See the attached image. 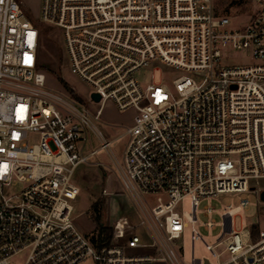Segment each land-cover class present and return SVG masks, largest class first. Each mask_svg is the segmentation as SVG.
Segmentation results:
<instances>
[{"label":"built area","instance_id":"built-area-1","mask_svg":"<svg viewBox=\"0 0 264 264\" xmlns=\"http://www.w3.org/2000/svg\"><path fill=\"white\" fill-rule=\"evenodd\" d=\"M23 4L0 0V264H181L185 217L194 223L204 199L257 191L264 178V0H43L42 23L62 31L87 95L47 85L41 31ZM162 65L178 73L141 78ZM109 101L135 111L111 140L99 126ZM120 138L122 160L112 156L134 216L115 217L104 240L76 224L74 174L108 167L93 159ZM258 192L257 223L234 228L248 199L224 212L211 264H264ZM186 197L191 212L178 208ZM204 259L193 252V264Z\"/></svg>","mask_w":264,"mask_h":264},{"label":"rangeland","instance_id":"rangeland-1","mask_svg":"<svg viewBox=\"0 0 264 264\" xmlns=\"http://www.w3.org/2000/svg\"><path fill=\"white\" fill-rule=\"evenodd\" d=\"M219 3H226V0H218ZM43 0H24V7L28 15L40 24L41 32L39 48V68L47 74V85L56 90H63L66 82L82 94L87 95L89 86L75 75L66 64L64 54V38L60 29L49 24L42 23L41 6ZM232 25H242L243 18H233ZM157 70H145L140 76L143 79H149L152 73L160 77L162 73L172 76L177 74V70L171 66L162 65ZM135 111L120 110L109 101L106 103L99 126L108 139H114L123 132V127L133 122ZM126 138H120L111 144L110 150H101L94 161H101L108 167H102L96 164L82 163L74 174V181L80 187L81 193L74 201L76 208V224L78 228L90 233L95 231L96 222L90 212L92 202L101 200L103 202V223L109 226L112 220L121 215L129 214L134 216V199L127 193L121 183L119 171L115 164L113 154L119 161L123 157V146ZM100 146V142L94 140V147ZM255 189H264V178L254 179L252 181ZM107 190V193H105ZM250 191L244 193H223L216 198H206L199 205L198 219L191 222L185 217L186 227L182 237L176 242L175 248L178 251L181 264H193L194 257L198 259L209 258L213 263H217V258L208 249L207 244H216L222 234L223 214L230 207L240 204L242 199H248L249 204L233 217L234 228L241 230L244 227L251 226L259 220L260 209L263 206L260 193ZM215 206V210L206 215L205 206ZM180 211H192L189 197L183 199L178 206ZM214 220L215 228H206V223ZM200 234L201 238L193 241V229ZM157 264H175L170 259H160Z\"/></svg>","mask_w":264,"mask_h":264},{"label":"trees","instance_id":"trees-1","mask_svg":"<svg viewBox=\"0 0 264 264\" xmlns=\"http://www.w3.org/2000/svg\"><path fill=\"white\" fill-rule=\"evenodd\" d=\"M38 26L40 31L43 32L40 24H38ZM63 83L69 91L73 92V89L66 82L63 81ZM90 212L92 214V218L96 222L95 232H98L100 235L105 234L104 240H108L110 236V229L109 226L103 223V202L101 200L92 202Z\"/></svg>","mask_w":264,"mask_h":264},{"label":"water","instance_id":"water-1","mask_svg":"<svg viewBox=\"0 0 264 264\" xmlns=\"http://www.w3.org/2000/svg\"><path fill=\"white\" fill-rule=\"evenodd\" d=\"M93 96H94V98L96 100H99L100 99V95L98 93H94ZM262 197L264 199V192L262 193ZM204 264H211L210 261L208 260V258H205L204 259Z\"/></svg>","mask_w":264,"mask_h":264}]
</instances>
